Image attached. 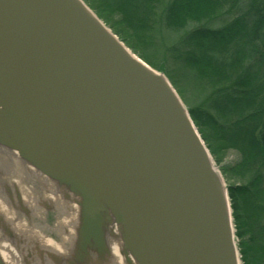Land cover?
<instances>
[{"label": "water", "instance_id": "water-1", "mask_svg": "<svg viewBox=\"0 0 264 264\" xmlns=\"http://www.w3.org/2000/svg\"><path fill=\"white\" fill-rule=\"evenodd\" d=\"M0 264H242L188 107L84 0H0Z\"/></svg>", "mask_w": 264, "mask_h": 264}, {"label": "trees", "instance_id": "trees-1", "mask_svg": "<svg viewBox=\"0 0 264 264\" xmlns=\"http://www.w3.org/2000/svg\"><path fill=\"white\" fill-rule=\"evenodd\" d=\"M88 2L134 52L166 47L157 41L159 12L168 26L180 27L224 4L228 12L239 10L218 28L202 24L188 31L184 44L168 51L182 76L166 73L174 86L183 80L204 95L188 109L214 159L226 150L239 153L225 168L238 247L242 264H264V0Z\"/></svg>", "mask_w": 264, "mask_h": 264}, {"label": "rangeland", "instance_id": "rangeland-1", "mask_svg": "<svg viewBox=\"0 0 264 264\" xmlns=\"http://www.w3.org/2000/svg\"><path fill=\"white\" fill-rule=\"evenodd\" d=\"M84 1L90 6V4L88 2L90 0H84ZM169 2H170V0H164L163 3L168 5ZM160 10L163 11V9H161V8H160ZM227 10H229L228 4H224L221 7H215V10H211L207 14L203 13V15H201L202 16L201 19H199V20H187L180 27L168 26L166 24V20L161 17V14L159 12L157 41H159V43L164 44V46L166 45V47L164 49L161 48L158 52L156 49H151L150 51L149 50L148 51H146V50L142 51L141 49H139L135 53L138 56H140L142 54L148 56L149 58H151V60L153 62H155L156 67H158V68H156L157 70L162 71V70H160L162 67V69H163L162 72H164L168 78H169L168 75L172 74L173 78L176 79L179 75L182 76V73H180V69H182V66L178 62V60H176L174 57L171 56L170 52H168L169 49L174 47V46L178 47V46H181L182 44H184V43H182V40L187 36L188 31H191L193 29V27L200 26L203 24V25H206L208 27L218 28L219 26H222L223 24L229 22L232 19V17H234L239 12V10H234V11L231 10L230 12H228ZM196 21H199V22H196ZM119 38H120V36H119ZM186 44L187 43H185V46H186ZM167 71L169 72V74L166 73ZM182 71H183V69H182ZM178 73H179V75H178ZM188 82H190V81H188ZM174 87L176 88L177 92L179 93L180 97L182 98V100L184 101V103L186 104L187 107L190 105H193L195 103V101H197L198 99H200L204 96L203 94L200 95V93L196 92L194 86L190 85V83H184L183 80H182V82H180L179 86H174ZM222 155L223 156H221L222 158L219 161H217L216 158L214 160H215V164L217 165L218 169L222 172V174L225 178V181H226V175H228V174H226L225 168L234 166L239 161L240 155L235 150H226ZM229 180L231 183L234 181L233 179H229ZM226 183H227V181H226ZM238 241H239V239L237 238V242Z\"/></svg>", "mask_w": 264, "mask_h": 264}]
</instances>
